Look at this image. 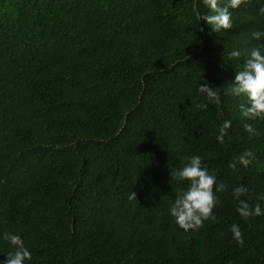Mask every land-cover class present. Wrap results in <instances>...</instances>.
<instances>
[{
	"label": "trees",
	"instance_id": "obj_1",
	"mask_svg": "<svg viewBox=\"0 0 264 264\" xmlns=\"http://www.w3.org/2000/svg\"><path fill=\"white\" fill-rule=\"evenodd\" d=\"M260 7L210 33L199 0H0V234L19 233L31 264H264V215L241 218L232 192L264 209V119L245 121L227 86L243 59L228 51L264 43ZM193 154L225 188L185 232L168 208L188 185L170 171Z\"/></svg>",
	"mask_w": 264,
	"mask_h": 264
},
{
	"label": "clouds",
	"instance_id": "obj_2",
	"mask_svg": "<svg viewBox=\"0 0 264 264\" xmlns=\"http://www.w3.org/2000/svg\"><path fill=\"white\" fill-rule=\"evenodd\" d=\"M207 11H197L196 15L200 21L206 23L210 33H221L233 27V10L240 9L245 0H199ZM259 14L264 15V7L258 9ZM251 38L256 41H264V30H253ZM232 62H240L242 66L236 69L234 79L227 85L230 94L237 98H243L238 105L240 116L245 120L264 119V43L251 47L242 53L239 48H232L227 53ZM199 94L204 95L209 101L217 99V92L210 82L200 83L197 89ZM206 108V104L199 105ZM232 127L231 120H224L219 127L217 141L224 143L228 130ZM244 131L250 135L255 129L247 122L244 123ZM253 152L243 151L236 162L231 164L236 168L237 164L247 168L252 163ZM187 182L185 190L176 193L174 200L169 205L168 212L174 223L185 232L196 230L203 226L204 221L214 218V209L219 202L216 195L224 191V184L218 182L217 177L209 172L203 164V157L193 154L182 161L179 168H171L170 182ZM248 188L244 185L234 187L233 197L237 201L236 212L241 218L247 219L252 216L264 215V209L259 203L254 206L246 196ZM136 192H132L129 199H135ZM232 237L240 244L244 243L241 227L237 223L230 226ZM0 241L8 245L9 250L3 254L5 259L0 264H31L32 252L26 246L24 239L19 233L6 231L0 234Z\"/></svg>",
	"mask_w": 264,
	"mask_h": 264
}]
</instances>
